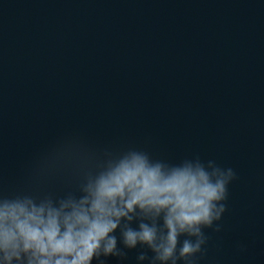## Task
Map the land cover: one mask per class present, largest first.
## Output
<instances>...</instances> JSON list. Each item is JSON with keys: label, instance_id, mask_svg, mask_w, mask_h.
I'll list each match as a JSON object with an SVG mask.
<instances>
[{"label": "water", "instance_id": "water-1", "mask_svg": "<svg viewBox=\"0 0 264 264\" xmlns=\"http://www.w3.org/2000/svg\"><path fill=\"white\" fill-rule=\"evenodd\" d=\"M132 148L231 167L192 259L264 264V0H0V196L77 195Z\"/></svg>", "mask_w": 264, "mask_h": 264}, {"label": "clouds", "instance_id": "clouds-1", "mask_svg": "<svg viewBox=\"0 0 264 264\" xmlns=\"http://www.w3.org/2000/svg\"><path fill=\"white\" fill-rule=\"evenodd\" d=\"M235 175L198 156L169 164L135 148L107 153L77 195L0 196V264H106L124 249H147L149 264H194L204 230L220 231ZM147 259L137 252V264Z\"/></svg>", "mask_w": 264, "mask_h": 264}]
</instances>
